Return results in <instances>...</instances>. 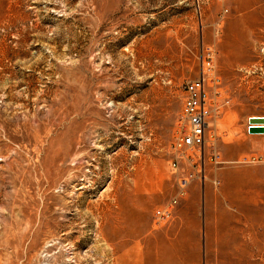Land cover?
Masks as SVG:
<instances>
[{
  "label": "rangeland",
  "instance_id": "obj_1",
  "mask_svg": "<svg viewBox=\"0 0 264 264\" xmlns=\"http://www.w3.org/2000/svg\"><path fill=\"white\" fill-rule=\"evenodd\" d=\"M0 4V264L162 262L178 219L186 264H264V0ZM207 54L203 157H178Z\"/></svg>",
  "mask_w": 264,
  "mask_h": 264
},
{
  "label": "built area",
  "instance_id": "obj_2",
  "mask_svg": "<svg viewBox=\"0 0 264 264\" xmlns=\"http://www.w3.org/2000/svg\"><path fill=\"white\" fill-rule=\"evenodd\" d=\"M209 54L202 57L201 73L198 78L187 81L182 85V106L180 110V132L173 144V151L179 157L187 154L198 153L203 157L205 144V133L208 127V120L213 112L210 104L209 92L206 87V79L211 69ZM176 161H172L171 168H176ZM186 180H182L179 196H183V188ZM177 204V198L171 202L170 208ZM165 208L155 212L157 220L164 221L171 216V209Z\"/></svg>",
  "mask_w": 264,
  "mask_h": 264
},
{
  "label": "crops",
  "instance_id": "obj_3",
  "mask_svg": "<svg viewBox=\"0 0 264 264\" xmlns=\"http://www.w3.org/2000/svg\"><path fill=\"white\" fill-rule=\"evenodd\" d=\"M174 231V241H170V239L165 238L161 241L162 250L167 253L164 256V261L159 262L160 254L157 256L155 261L152 264H171V262H176V264H186L185 255L187 248H191L192 252H198V233L195 225L186 235L185 227L182 226L181 220H177L176 225L173 227ZM189 238V240H188ZM187 240V241H186ZM163 241L164 244H163ZM189 241V243H188ZM191 241V242H190ZM191 246V247H190ZM193 264H199L197 260Z\"/></svg>",
  "mask_w": 264,
  "mask_h": 264
},
{
  "label": "bare ground",
  "instance_id": "obj_4",
  "mask_svg": "<svg viewBox=\"0 0 264 264\" xmlns=\"http://www.w3.org/2000/svg\"><path fill=\"white\" fill-rule=\"evenodd\" d=\"M0 5H1V4H0ZM0 10H1V9H0ZM6 10H7V9H6ZM111 105H112V104H111ZM75 179H77V178H75ZM84 180H85V179H84ZM79 181H80V179H79ZM110 254H111V253H110ZM112 254H113V253H112ZM112 254H111V255H112ZM164 256H166V255H165V254H162V257H163L162 259H164Z\"/></svg>",
  "mask_w": 264,
  "mask_h": 264
}]
</instances>
